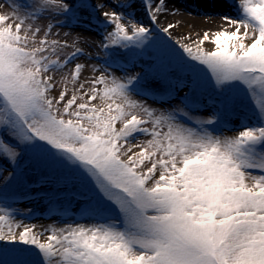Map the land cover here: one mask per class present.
<instances>
[{
  "label": "snow or ice",
  "instance_id": "obj_1",
  "mask_svg": "<svg viewBox=\"0 0 264 264\" xmlns=\"http://www.w3.org/2000/svg\"><path fill=\"white\" fill-rule=\"evenodd\" d=\"M96 4L114 26L96 47L146 51L149 27L126 21L105 0ZM241 6L247 19L223 17L228 27L214 33L215 48L205 51L207 32L199 41L174 36L176 24H160L173 9L166 0L150 2L152 21L179 55L158 49L140 71L130 70L140 57H128L123 77L92 65L101 74L87 88L80 78L89 66L76 61L91 58L78 46L91 45L90 37L50 39L60 21L46 19L42 28L17 3L11 14H0V189L15 188V198L43 199L54 209L65 198L59 189L76 186L74 195L96 221L53 228L42 241L43 232L0 207V264H21L12 259L13 242L35 246L49 264H264V164L250 163L246 153L264 145V124L221 138L206 127L219 112L192 111L200 107L194 94L210 80L218 90L243 85L264 118V0ZM27 7L57 17L70 4L34 0ZM56 71L74 86L70 96L67 88L53 94ZM149 80L160 86L138 88ZM97 99L107 111L90 106ZM138 134L151 138L134 143ZM26 158L35 180L21 170Z\"/></svg>",
  "mask_w": 264,
  "mask_h": 264
},
{
  "label": "rangeland",
  "instance_id": "obj_2",
  "mask_svg": "<svg viewBox=\"0 0 264 264\" xmlns=\"http://www.w3.org/2000/svg\"><path fill=\"white\" fill-rule=\"evenodd\" d=\"M150 2H152V0H105V6L120 13L126 21L135 22L150 28L151 35L149 44L146 47V51L143 53L141 49L135 45L129 46L127 49L119 47L110 48L105 52L96 47V44L102 41L107 33L114 30L113 24L102 15L101 8L97 7L96 0H68L70 4L69 10L57 17L44 16L43 12L38 11L36 7L28 8L27 5H33L34 0H0V14H11L14 10L12 5L17 3V6L28 12L30 16L41 19L37 23H39L42 28L47 23L46 19H58L60 21L56 25L57 28L54 29V34L50 39L67 40L69 43H72L77 34L90 37V40L93 42L91 45L80 44L78 46L82 48L85 53L90 55L91 58L87 55H80L77 57L78 60L76 61L78 63H85L89 66L88 70L85 71L80 78L81 82L87 81V83H85V88H87L91 83L92 77L101 74L93 73L91 71L92 65L102 67L107 70V72L117 77H123L129 67L127 64L128 57H140L137 65L130 69L132 71H140L142 67L147 68L148 65L151 64V56L153 52L158 49H164L179 55L178 50L172 42L166 35L159 33L158 29L161 31L160 27L155 25L156 23L152 21L149 12ZM229 5L231 8H235L237 14H241L240 5H237V7L232 4ZM146 16L148 17L147 20L144 19ZM243 17L247 19L246 14H243ZM154 26L157 30L153 28ZM55 33H59V35ZM65 33H72V35L65 36ZM39 38L40 37L37 39ZM201 47L205 51L209 50L203 45H201ZM214 48L215 46L212 49L214 50ZM73 50V48H69L65 51L71 53ZM53 59H56V57H53ZM61 59H63V57ZM68 67L71 68L73 65H69ZM53 75L55 78L53 94L67 88L68 95L70 96L74 86L70 82L66 84L63 82L62 76L64 73L56 71ZM160 83L161 82L158 80H149L141 82L138 88L149 86L157 88L160 86ZM78 86L77 84L76 87ZM183 91L184 89H181L178 91L177 95L182 96ZM134 98L142 100V102H146L153 107H159L153 104L150 98L143 97L142 95L134 94ZM209 100L214 101V103H208ZM176 102L178 101L173 100L170 103ZM193 102L200 105V107L193 108V115L204 117L211 116L213 112L220 113V118L214 122L213 125L206 127L209 131L213 132L214 135H218L221 138L234 137L238 135L239 131L243 130L244 127H257L264 124V118L260 117L248 90L240 84L218 90L211 81L208 80L202 88L196 91L193 96ZM2 103L3 97H0V104ZM90 106L98 108L104 107L105 111H107L106 106L102 104L99 99L91 101ZM168 106H170V104L164 105V107ZM115 114V112L112 113V115ZM101 115H103V113H101ZM120 126V123L117 122L116 127L119 128ZM149 128H151V125H149ZM149 138L151 137L138 134L133 142L139 143ZM246 153L250 163L264 164V145L250 147L246 149ZM21 170L24 172L25 176L32 177L33 180L37 179L33 161L30 158H26L22 161ZM253 170L255 171L256 169ZM36 190L37 189H33V191ZM41 190L46 191L48 189ZM16 191L17 189L12 187L0 189V207L9 208L18 222L26 225H34L37 232H43L44 235L41 237L42 241L47 240V236L51 234L53 228L66 227L69 224L74 225L77 223L84 225L96 223L95 220L90 218L93 214L85 207L86 201L74 195L78 191L76 186L62 187L59 189L60 192L65 194V198L56 201L54 209H51L48 201L43 199H17L14 197ZM44 219H49V221L43 223ZM10 247L15 253L12 259L20 261L21 264H49V261L45 259L43 253L35 246L13 242Z\"/></svg>",
  "mask_w": 264,
  "mask_h": 264
},
{
  "label": "bare ground",
  "instance_id": "obj_3",
  "mask_svg": "<svg viewBox=\"0 0 264 264\" xmlns=\"http://www.w3.org/2000/svg\"><path fill=\"white\" fill-rule=\"evenodd\" d=\"M152 2L154 1L152 0ZM229 4L235 7L240 5L241 14H237L235 8H231ZM166 6L173 9L174 14L170 13L167 17H161L160 24L162 26L176 24L177 28L173 30L174 36L177 33H182L196 41L201 40L203 34L207 32L209 40L203 44L207 49H212L215 46L214 33L228 27L223 17L245 20L241 0H166ZM144 19L147 20L148 17L146 16ZM158 27L160 26L158 25ZM153 28L157 30L155 26ZM158 31L165 35L159 29ZM47 221L49 219H44L43 223Z\"/></svg>",
  "mask_w": 264,
  "mask_h": 264
}]
</instances>
